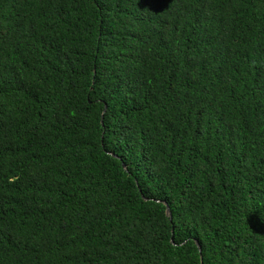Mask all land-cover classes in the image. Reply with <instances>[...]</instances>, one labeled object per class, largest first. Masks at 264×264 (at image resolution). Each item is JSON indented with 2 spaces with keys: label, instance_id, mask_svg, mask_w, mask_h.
Masks as SVG:
<instances>
[{
  "label": "trees",
  "instance_id": "trees-1",
  "mask_svg": "<svg viewBox=\"0 0 264 264\" xmlns=\"http://www.w3.org/2000/svg\"><path fill=\"white\" fill-rule=\"evenodd\" d=\"M0 264H264V0H0Z\"/></svg>",
  "mask_w": 264,
  "mask_h": 264
},
{
  "label": "water",
  "instance_id": "water-1",
  "mask_svg": "<svg viewBox=\"0 0 264 264\" xmlns=\"http://www.w3.org/2000/svg\"><path fill=\"white\" fill-rule=\"evenodd\" d=\"M106 109H107V107H106ZM106 109H105V111H106ZM105 111H104V113H105ZM123 167H124V168H126V165H124V164H123ZM167 213H168V216L171 218V216H172V213H171V211H170V208H169V207H167Z\"/></svg>",
  "mask_w": 264,
  "mask_h": 264
}]
</instances>
